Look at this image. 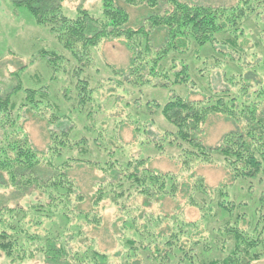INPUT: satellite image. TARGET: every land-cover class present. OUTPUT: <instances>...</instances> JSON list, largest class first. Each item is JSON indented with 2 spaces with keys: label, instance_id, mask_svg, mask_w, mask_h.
<instances>
[{
  "label": "trees",
  "instance_id": "1",
  "mask_svg": "<svg viewBox=\"0 0 264 264\" xmlns=\"http://www.w3.org/2000/svg\"><path fill=\"white\" fill-rule=\"evenodd\" d=\"M11 3L27 9L35 23L47 27L57 37L63 51L76 60L71 77L77 104L63 114L47 97L48 87H27L21 74L15 76L17 81L9 91L0 93V188L5 191L0 193V251L13 262H23L41 253L46 264H132L142 252L152 264H253L263 259L264 46L263 59L256 61L254 66L249 63L246 67L243 58H239V63L233 55L245 53L248 45L241 43V38L253 14L264 10V0H239L224 5L194 0H101L99 17L84 8L70 15L64 10V0H11ZM124 5L146 10L147 15H142L139 27L133 25ZM115 39L122 40L132 55L128 68L113 70L117 78H126V83L137 86L141 96L144 87L170 93L164 104L160 101L145 103L146 111L157 108L172 128L149 144L161 156L166 154L165 144L180 149L186 173L196 162L211 165L222 162L230 174V183L210 188L204 178L193 174L186 179L172 172L151 170L147 167L150 158L122 161L111 145L98 138L72 139L77 129L72 115L86 112V105L90 106L89 119L94 114L90 101L96 88L89 76L83 77L92 61L90 51L106 40ZM41 53V58L47 57L53 70L58 69V61L70 62L63 53ZM234 68L235 72L239 70L238 74L229 73ZM213 70L223 72L225 91L211 89V80L207 79L212 78ZM34 78L41 80L38 74ZM54 80L52 77L51 81ZM204 81L209 84L210 94L201 100H192L189 96ZM177 88H183L186 95ZM20 94L25 98L17 103L15 98ZM39 105H50L56 111L49 123L48 156L36 150L19 123L21 112ZM212 116L224 117L234 124L235 130L224 135L218 145L209 147L202 136L203 127ZM84 129L91 132L90 126ZM64 150L69 157L56 162L63 159ZM119 154L124 157L125 152L122 150ZM102 155L107 158L104 163L100 161ZM87 167H98L109 178L98 183L94 207L110 200L122 218L129 215L127 223L137 237L127 242L135 255L125 254V261L121 252L112 256L101 251L96 242L88 245V241H84V247L76 252L69 248L85 236L81 223L89 228L95 225L98 229L99 220H102L98 213H85L77 206L84 203L86 197L69 174ZM236 185L246 190L243 201H239L238 194L236 198L230 195L229 189ZM9 190L11 192L7 193ZM31 191L39 192L44 203L33 208L35 214L27 221L29 211L9 205L10 201L28 196ZM180 197L202 213L204 222L215 223L210 232L213 238H198L201 233H194L198 228L196 223H188L186 227L180 223V227H173L178 224L180 214L176 213L179 211L176 208L175 214L158 218L143 210L166 199L176 202ZM130 202L137 206L143 227H138L137 218L131 216L134 215L132 210L126 211ZM43 208H47L45 213L50 214L48 218L55 220V224L62 221L61 231L49 232L50 228L46 229L49 230L47 236L34 237L26 225L42 226L37 220L41 215H37ZM235 212H242V215ZM163 224L168 225L163 227ZM188 234L190 238L183 241V236ZM138 236L143 238V243L136 240ZM113 260H122V263ZM134 264L141 263L135 261Z\"/></svg>",
  "mask_w": 264,
  "mask_h": 264
},
{
  "label": "rangeland",
  "instance_id": "2",
  "mask_svg": "<svg viewBox=\"0 0 264 264\" xmlns=\"http://www.w3.org/2000/svg\"><path fill=\"white\" fill-rule=\"evenodd\" d=\"M194 1L203 4L224 5L225 3L235 4L239 0ZM63 7L70 15H75L79 8L88 10L95 17H99L102 14L101 0H64ZM124 7L129 11L133 25L139 27L143 18L142 15H147L146 10L125 5ZM248 24L249 26L246 27L244 38H241V43H247L248 45L244 49L246 51L244 54L239 52L237 55H233V59L240 63L239 58H243L245 66L249 63H252L254 66L256 61L263 59L261 52L262 46H264V10H261L258 15L257 13L253 14ZM44 51H48L49 53H63L70 62L68 64L65 61L63 63L58 61V69L56 70L55 68V70H53L51 66L48 65L49 62L48 59H46L47 57L41 58V52ZM217 56L221 57L220 55ZM89 57L92 61L83 77L89 76V79H91L90 82L93 87L96 88L93 93V99L90 101L94 114L92 119H89L90 112L88 113V110L90 106L86 105V112L84 110L82 114H76L75 112L74 115H72L75 126H77V129L72 135V139L79 140L80 137L83 136L89 137L90 140L98 138L102 140L104 144L111 145L112 147L110 148L116 151V157H120L122 161L127 160V158H150L147 164L149 169L160 172H172L186 179H189L193 174L194 176L204 178L206 184L210 188H217L225 182L230 183V174L221 161V163L216 165L196 162L192 170L186 173L181 163L182 157L180 149L165 144L166 154L161 156L154 146L149 144L150 141L155 140L154 142H156L160 137H163V132L169 131L172 128L167 125L157 108L146 111L148 109L145 103L148 101H160L161 104H164L168 96H170V93L168 94V92L163 90L144 87L141 96L137 91V86L126 83V78L122 80L115 76L113 70L128 68L132 57L131 51L128 50L122 40L115 39L102 42L99 48L90 51ZM225 61L229 62L230 60L225 59ZM74 66H76V60H74L69 53L63 51L61 43L47 27L39 26L35 23L34 17L31 16L27 9L15 7L11 3V0H0V93L9 91L17 81L15 76L21 74V78L26 81L27 87L35 89H44L48 87L49 89H47L45 93L50 102L60 108L63 114H66L77 104V94L71 77ZM25 67L28 68L25 71H21ZM235 69L236 68L232 70L233 72L231 71L229 73L238 74L239 70L235 72ZM215 71L216 70H213L211 72L212 78H208L207 81L211 80V89L213 87L219 89V91H225L227 86L225 77H223V72L218 73ZM36 74L41 77L40 81H37L35 78L33 79V76ZM52 77L55 78L54 81H51ZM118 81L124 84L119 85ZM208 85L206 81L202 82L201 86H199V88L197 87L194 93L189 97L192 100H201L206 95L208 96L210 94ZM66 89L69 91H67V94H65ZM177 89L182 95H186L183 88ZM250 92H252V90H250ZM38 97H41V95L39 94ZM24 98L25 95L20 94L16 96L15 99L17 103H21ZM132 103H136L134 104L135 106H133ZM55 112L54 108L50 105H39L35 106L31 111L20 113L21 118L19 123L29 135L31 143L40 153L46 152V156H48V146L50 145L49 123ZM86 125L90 126V133L85 131L84 127ZM203 129V142L206 146L214 147L220 143L224 135L234 131L235 126L222 116H212ZM122 150L125 152L124 157L122 154H119ZM71 155L78 156L77 153H72ZM67 157L69 156H66V151L64 150L63 159L61 161L57 160L56 162L60 163ZM96 157L98 158L99 156ZM54 159L55 156L53 157V160ZM105 160H107L106 156L102 155L100 160L101 163H104ZM69 175L77 183L80 193L86 197V201L77 206H80L81 210L85 213H98L102 218V220H99L100 226L98 229H95V225H91V228H89L85 223L80 224L85 236L78 242L69 245L71 251H78L81 247H84V241H88V245L96 242L97 247L101 251L108 252L112 256H117L121 252L124 254V261L125 254L126 256L135 255L134 250L127 244L128 241L134 240L137 237L135 232L131 229V225L127 223L129 215L125 214L128 218L124 216L122 218L120 213H117L116 206L110 203V200L104 202L100 207H94L93 201L95 194L99 190L98 183L103 179L108 180L109 178L100 171L98 167L95 169H90L88 167L76 169L71 171ZM238 186L239 185H236L230 188L229 192L230 195L235 198V195L238 194L239 201H243L247 193L243 186V191ZM257 190L260 189L258 188ZM10 192L11 190L7 193ZM0 193L3 194L5 191L0 188ZM22 197L17 199V201H10L9 207L18 206L23 210L29 211V216L26 220L30 221L35 214V209L33 208L43 204L44 200L37 191H31L30 195ZM212 203L215 205L216 202L213 201ZM141 204L142 202L140 201V205ZM175 208L179 210L176 213L180 214H178L177 218L178 224L173 227H178V225L180 227V223H184L185 227L188 223H196L198 228L194 233H201V235H198V238H213L210 232L215 223L213 221L204 222L202 213L198 209L187 205L183 197H180L176 202L166 199L160 204H153L151 208H143V210L146 214L158 218L164 216V214H175ZM46 210L47 208H43L40 214L37 215H41L37 220L42 226L37 227L33 223L26 225L30 234L34 237L47 236L49 230L46 229L50 228H53V230L51 231L50 229L49 232H55V230L61 231L59 227L62 221L55 224V220L48 218L50 214L45 213ZM130 210L136 215L131 216L137 218L136 222L138 223V227L139 225L143 227L142 223L144 222H142L139 217L141 214L137 212L138 208L133 202L128 203L126 211ZM250 210L252 214L253 211L252 209ZM236 213L242 215V212H235V214ZM248 215L250 219L253 220L250 214ZM152 219L151 221L153 222ZM250 219L249 221L252 222ZM16 222L18 221H14V223ZM75 222L77 223L76 220ZM172 222L173 221H171V223ZM167 225L168 224H163L162 226L167 227ZM151 227L153 226L151 225ZM189 234L183 236V241H187V239L190 238ZM136 240L142 243L144 242L143 238L139 236ZM35 245L39 247L38 244ZM32 250H34V247H32ZM161 254L163 255L164 253L161 252ZM139 257L140 258L137 257L138 259L135 260L136 262L138 261L141 264H152L147 260L145 252H142ZM157 257L158 255L155 258ZM113 261L122 263V260ZM135 261H133L132 264H134ZM0 264L46 263L44 255L41 253L23 262H13L0 251ZM253 264H264V258Z\"/></svg>",
  "mask_w": 264,
  "mask_h": 264
}]
</instances>
